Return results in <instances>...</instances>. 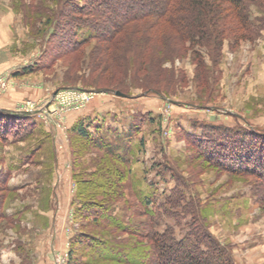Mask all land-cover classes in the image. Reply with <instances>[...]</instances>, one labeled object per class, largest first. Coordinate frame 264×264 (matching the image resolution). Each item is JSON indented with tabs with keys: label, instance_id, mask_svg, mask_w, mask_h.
I'll list each match as a JSON object with an SVG mask.
<instances>
[{
	"label": "rangeland",
	"instance_id": "1",
	"mask_svg": "<svg viewBox=\"0 0 264 264\" xmlns=\"http://www.w3.org/2000/svg\"><path fill=\"white\" fill-rule=\"evenodd\" d=\"M72 5L0 0V110L14 117L1 118L25 122L28 115L34 123L30 134L21 128L8 140L0 136L7 176V187L0 183V264H119L94 253L79 232L146 248L148 240L115 230L85 205L110 207L124 224L140 226L148 198L162 213L157 230L172 226L178 239L186 236L189 203L237 264H264V206L256 200L262 182L205 161L186 137L201 134L192 127L203 121L264 131V27L229 17L211 26L212 41L191 45L176 44L162 28L148 32L143 21L131 25L130 44L119 40L104 52L107 42L97 39L69 50ZM260 15L252 3L254 23ZM135 115L144 120L129 143L135 156L125 177L121 163L75 129L83 123L112 140ZM177 186L185 196L184 208L173 211L179 219L160 207Z\"/></svg>",
	"mask_w": 264,
	"mask_h": 264
},
{
	"label": "trees",
	"instance_id": "2",
	"mask_svg": "<svg viewBox=\"0 0 264 264\" xmlns=\"http://www.w3.org/2000/svg\"><path fill=\"white\" fill-rule=\"evenodd\" d=\"M84 1L85 3L81 5L70 0L73 5L68 11L72 16H68L66 20L67 24H72V27L67 31V34L72 33V44L70 47L68 46L69 50H76L78 47L97 39L107 42V46L103 49L104 52L109 44L116 45L119 40H122L120 46L123 43L124 45L130 44L129 41L136 40V36L133 34L130 37L126 36L137 28L131 25L143 21L149 24L148 32L152 29L156 31V29L161 30L160 28H162L165 30L164 35L176 41V44L188 42L191 45L201 44L203 43L202 40L212 41L215 31L211 26H215L217 23L220 24L221 21L229 17L237 19L242 25L244 24L245 28L261 30L264 27V1L262 2V0ZM252 3L256 4L261 13L258 18L256 17L259 19V23H254L250 17ZM73 15L80 17L75 18ZM61 25H64V23ZM220 27L219 25L217 28L220 29ZM84 29L87 32L83 37L81 31ZM140 32L141 30L137 33ZM110 48H112V45ZM29 69L26 70L29 71ZM150 89L156 90L157 88ZM104 91L121 90L104 89ZM24 116L23 118H27V120H24L25 122L12 120L10 123L2 120V118L14 117L10 115L9 111L0 110V136L2 139L8 140L14 129L22 128L29 134L32 132L34 123L29 118L30 116ZM143 120V117L135 115L128 129H125L124 133H121L123 130L118 131L117 137L112 140L107 139L106 134H97V136L83 123L76 127L75 132L81 137L95 142L99 148L104 149L109 155L113 156L122 164L121 172L127 177L128 165L135 156L134 147L129 143L134 136L138 135ZM193 126V131L197 132L200 129L201 134L186 133V137L194 146L192 148L198 150L199 156L204 158L205 161L216 166H222L225 170L236 175L258 177L259 182L262 183L259 184L261 186H259V194L256 200L258 204L264 206V131L243 125H235L233 128H229L228 126L206 121L193 123ZM114 130L116 131L117 128ZM14 135H19V133L16 132ZM122 139L123 141L127 139L128 142L124 145L119 144L117 141L122 143ZM6 177L0 172V183L6 185ZM180 183L183 185L182 182ZM93 184L94 186H100L96 182ZM103 185H106V183ZM107 187L111 190L113 184L109 183ZM184 198V193L180 187L177 186L171 189L170 194L166 196V204L160 205V207H163V213L169 216L175 215L179 219L177 212L173 211L179 207L184 208L182 202L185 200ZM151 202L152 200L148 198L146 203L144 201L140 203L147 207L140 214L145 215L147 221L140 223V226L135 223L124 224L119 217L112 214L110 207H105L102 204L98 206V204L89 202L85 205L87 211H97V217L112 225L115 230L131 235L139 234L141 239H147L150 245L147 248L139 242L130 245L124 243L122 245L119 242H109L104 238L100 239L101 237L97 238L98 236L87 235L83 232H79V235L84 236V244L94 253L100 255L103 259L119 264H237L229 248L215 238L206 227L202 226L197 207L191 206L189 203L185 206V209H190L189 213L192 214L191 221L187 223L189 233L178 239L172 226H167L164 231L156 229L159 223L158 219L162 216V213L151 209L149 206ZM3 207L0 202L1 210ZM200 210L203 209L200 208ZM2 216L6 215L1 212L0 217Z\"/></svg>",
	"mask_w": 264,
	"mask_h": 264
},
{
	"label": "water",
	"instance_id": "3",
	"mask_svg": "<svg viewBox=\"0 0 264 264\" xmlns=\"http://www.w3.org/2000/svg\"><path fill=\"white\" fill-rule=\"evenodd\" d=\"M114 93L117 95V96H121V97H128L127 94L121 92V91H114Z\"/></svg>",
	"mask_w": 264,
	"mask_h": 264
},
{
	"label": "crops",
	"instance_id": "4",
	"mask_svg": "<svg viewBox=\"0 0 264 264\" xmlns=\"http://www.w3.org/2000/svg\"><path fill=\"white\" fill-rule=\"evenodd\" d=\"M122 130V129H121Z\"/></svg>",
	"mask_w": 264,
	"mask_h": 264
}]
</instances>
